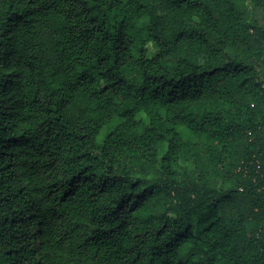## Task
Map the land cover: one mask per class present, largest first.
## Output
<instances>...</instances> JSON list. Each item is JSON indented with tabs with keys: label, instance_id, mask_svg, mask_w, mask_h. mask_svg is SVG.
Instances as JSON below:
<instances>
[{
	"label": "trees",
	"instance_id": "trees-1",
	"mask_svg": "<svg viewBox=\"0 0 264 264\" xmlns=\"http://www.w3.org/2000/svg\"><path fill=\"white\" fill-rule=\"evenodd\" d=\"M0 264H264V0H0Z\"/></svg>",
	"mask_w": 264,
	"mask_h": 264
},
{
	"label": "rangeland",
	"instance_id": "rangeland-1",
	"mask_svg": "<svg viewBox=\"0 0 264 264\" xmlns=\"http://www.w3.org/2000/svg\"><path fill=\"white\" fill-rule=\"evenodd\" d=\"M156 49L153 47V44H150L147 46V51H146V55L148 58H151L154 56V54L156 53Z\"/></svg>",
	"mask_w": 264,
	"mask_h": 264
}]
</instances>
